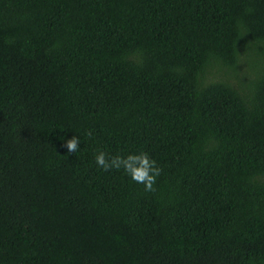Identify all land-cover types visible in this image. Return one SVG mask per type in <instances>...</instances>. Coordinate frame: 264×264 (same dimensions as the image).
<instances>
[{
    "label": "trees",
    "instance_id": "16d2710c",
    "mask_svg": "<svg viewBox=\"0 0 264 264\" xmlns=\"http://www.w3.org/2000/svg\"><path fill=\"white\" fill-rule=\"evenodd\" d=\"M0 264H264V0H0Z\"/></svg>",
    "mask_w": 264,
    "mask_h": 264
},
{
    "label": "clouds",
    "instance_id": "9594fccd",
    "mask_svg": "<svg viewBox=\"0 0 264 264\" xmlns=\"http://www.w3.org/2000/svg\"><path fill=\"white\" fill-rule=\"evenodd\" d=\"M87 135L90 137L92 133L88 132ZM80 143L79 137L73 136L71 139L66 140L64 146L69 153H75L79 150ZM94 159L96 165L104 171L123 169L134 182L143 184L147 192L156 190L154 185L163 171L158 166L157 161L152 159L147 152L128 154L127 156H110L105 151H100L95 155Z\"/></svg>",
    "mask_w": 264,
    "mask_h": 264
}]
</instances>
